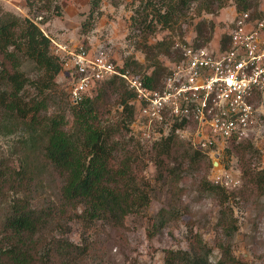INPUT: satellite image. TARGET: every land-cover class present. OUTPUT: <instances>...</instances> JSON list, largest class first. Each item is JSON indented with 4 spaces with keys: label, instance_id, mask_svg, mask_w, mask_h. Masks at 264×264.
Returning <instances> with one entry per match:
<instances>
[{
    "label": "trees",
    "instance_id": "16d2710c",
    "mask_svg": "<svg viewBox=\"0 0 264 264\" xmlns=\"http://www.w3.org/2000/svg\"><path fill=\"white\" fill-rule=\"evenodd\" d=\"M25 1L27 8L35 6L34 0ZM56 1L45 0L38 13L61 17L62 8ZM100 2L90 0L83 31L99 14ZM230 2L237 14L248 12L252 19L264 18L260 0H139L130 28L137 32L133 46L144 55V63L128 56L123 69L143 77L152 89L160 88L169 72L161 58L178 60L177 42L196 48L210 44L216 24L202 15L216 17ZM40 17L39 23L44 24L47 19ZM183 25L193 28L191 43L184 38ZM161 30L177 32V40L164 36L150 43ZM228 45L229 35L224 32L220 50H227ZM50 47V38L34 20L2 16L0 7V134L15 136L8 149L0 150V264H94L101 259L102 237L96 232L93 239L82 236L74 243L70 239L73 223L99 224L101 231L123 234L125 219L140 213L145 205L144 194L158 191L171 199L156 215L158 227L163 228L188 210L182 194H175L188 179L193 180L198 199L218 203L215 227L230 240L236 231L230 201L258 204L264 198V169L255 165L260 155L252 140L228 145L226 154L239 160L242 186L225 190L207 179L210 156L174 134L182 124H174L164 140L150 146L130 135L135 94L118 77L102 83L79 106H70L73 121L69 125L64 108L47 113L61 71ZM26 64L28 71L24 70ZM26 89H32L27 99ZM110 104L121 108L127 122L104 125L102 117ZM146 158L156 167L154 189L142 179ZM190 241L188 250H167L164 264H245L228 246L213 262L210 246L196 236Z\"/></svg>",
    "mask_w": 264,
    "mask_h": 264
},
{
    "label": "rangeland",
    "instance_id": "374dc122",
    "mask_svg": "<svg viewBox=\"0 0 264 264\" xmlns=\"http://www.w3.org/2000/svg\"><path fill=\"white\" fill-rule=\"evenodd\" d=\"M34 2H36L35 6L27 8L25 0H0L2 16L28 17L34 20L44 34L50 38L53 56H58L63 60L65 53L59 47L73 50L85 45L97 53H103L122 67L124 59L128 56H133L139 63H144V55L133 46L134 40L137 39V32L134 33L130 28L131 16L134 14L133 8H136L139 0H101L96 9L99 14L96 15V19L90 21L89 28L84 31L81 27L89 14L90 0H57L56 3L62 8L61 17H56L51 13H38L37 8H40L43 2L39 0H34ZM54 4L55 2H52L51 10ZM260 10L264 13V0H260ZM236 14L234 5L230 2L216 17L202 15V18L213 20L216 24L212 45L219 44L222 33H228ZM40 15L47 19L44 24L39 23ZM182 30L184 38L191 43L194 38L192 26L183 25ZM164 36H170L175 40L178 38L177 32L171 34L161 30L150 39V43ZM161 60L168 66L167 58H161ZM28 69L29 66L26 64L24 70L28 71ZM148 74L145 73V75ZM55 82L56 89L54 88L55 90L50 93L52 100L47 113L52 114L55 110L64 108L66 120L71 125L73 116L70 106L72 105L68 98L71 82L64 64ZM24 96L25 98L31 97L32 89H26ZM120 111L119 106L108 105L102 117L104 125L115 126L120 122H127L126 116L121 115ZM261 111L263 113L261 126L251 139L260 155L255 163L257 169H264V99L261 102ZM129 129L130 135L137 138L136 135L141 129L135 127L134 122ZM150 132L156 142L168 136L167 131L160 130V128H151ZM14 137L12 135L4 137L0 134V150L8 149ZM143 143L150 146L154 141L152 143L143 141ZM227 148L228 145H220L210 154L212 163L214 161L219 163L218 166H212L207 174V179L211 182L213 177L223 173V169L230 171L234 176L238 175V178L241 175L238 158L233 155L228 156ZM215 154L218 155L217 158ZM144 161L146 170L142 176L143 182L147 186H153L154 189L156 167L151 158H146ZM241 186L242 182L235 190L240 189ZM175 194H182L181 201L188 205V210L183 211L177 220L168 221L163 228L158 227L156 215L161 208L167 207L171 199L165 192L156 191L152 194L149 192L144 194L145 205L140 213L132 214L125 219L126 230L123 234L101 231L99 224L86 226L73 223L70 239L74 243H79L82 236L93 239L96 232L100 234L98 237L103 239L102 255L101 259L98 258L94 264H164L167 250H188L193 236L212 248L211 260L213 262L220 258L221 249L228 246L233 256L242 257L245 264H264V198L257 202L258 204L245 203L241 200L230 201L228 207L236 220V231L230 240H226L225 232L215 227L220 209L218 203L209 198L198 199L193 180L188 179L180 184Z\"/></svg>",
    "mask_w": 264,
    "mask_h": 264
},
{
    "label": "built area",
    "instance_id": "2783aa9c",
    "mask_svg": "<svg viewBox=\"0 0 264 264\" xmlns=\"http://www.w3.org/2000/svg\"><path fill=\"white\" fill-rule=\"evenodd\" d=\"M228 49L219 44L204 47L183 45L178 60L169 62L168 74L158 89L134 76L103 53L85 45L73 50L59 47L71 85L69 102L79 106L102 83L122 79L135 94L136 137L152 143L150 129L174 134L210 156L220 145L252 139L262 123L264 99V18L252 19L248 12L236 14L228 31ZM58 55V54H57ZM212 178L215 185L235 190L241 185L238 175L223 169Z\"/></svg>",
    "mask_w": 264,
    "mask_h": 264
},
{
    "label": "water",
    "instance_id": "95a60500",
    "mask_svg": "<svg viewBox=\"0 0 264 264\" xmlns=\"http://www.w3.org/2000/svg\"><path fill=\"white\" fill-rule=\"evenodd\" d=\"M215 157L217 158L218 157V155L217 154H215ZM219 165V163L217 162V161H214L213 163H212V166L213 167H215V166H218Z\"/></svg>",
    "mask_w": 264,
    "mask_h": 264
}]
</instances>
